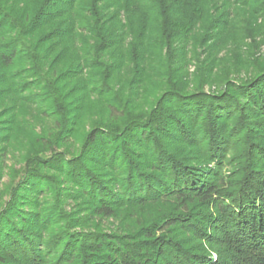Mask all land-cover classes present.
<instances>
[{"label":"trees","instance_id":"1","mask_svg":"<svg viewBox=\"0 0 264 264\" xmlns=\"http://www.w3.org/2000/svg\"><path fill=\"white\" fill-rule=\"evenodd\" d=\"M262 43L264 0H0V264H264Z\"/></svg>","mask_w":264,"mask_h":264},{"label":"rangeland","instance_id":"2","mask_svg":"<svg viewBox=\"0 0 264 264\" xmlns=\"http://www.w3.org/2000/svg\"><path fill=\"white\" fill-rule=\"evenodd\" d=\"M262 47L260 48V54L262 55V57H264V43H262ZM193 71V67H189L188 68V72L191 73ZM244 73L238 74L239 77L238 78H242ZM8 165L14 164L15 169H19L20 168V164L14 160L11 161H7ZM7 179H4V181H6ZM100 222L102 223L100 226L103 227L104 231H107L109 229L115 228L117 227L121 220L120 219H110V220H105V221H98V223L100 224Z\"/></svg>","mask_w":264,"mask_h":264}]
</instances>
